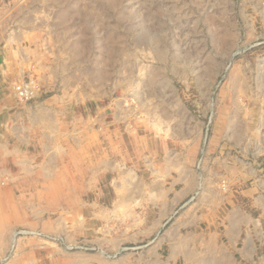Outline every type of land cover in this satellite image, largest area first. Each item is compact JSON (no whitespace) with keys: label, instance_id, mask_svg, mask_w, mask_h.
Returning <instances> with one entry per match:
<instances>
[{"label":"rangeland","instance_id":"obj_1","mask_svg":"<svg viewBox=\"0 0 264 264\" xmlns=\"http://www.w3.org/2000/svg\"><path fill=\"white\" fill-rule=\"evenodd\" d=\"M1 50L0 147L57 146L0 148V264H203L221 194L264 237V0H0Z\"/></svg>","mask_w":264,"mask_h":264},{"label":"crops","instance_id":"obj_2","mask_svg":"<svg viewBox=\"0 0 264 264\" xmlns=\"http://www.w3.org/2000/svg\"><path fill=\"white\" fill-rule=\"evenodd\" d=\"M5 50L7 51L6 47L4 52ZM2 51L3 50L0 52ZM3 64L6 66L7 61L5 60ZM3 85H7V83H3ZM2 92H0V116H6L7 109L10 108V105L12 104L11 99L14 98L17 101V96L14 95L11 90H7L6 86ZM8 95H13L14 97L11 96L8 100ZM1 125H3V123H1ZM74 145L75 144H67L69 149L73 151L71 157L74 158L75 162L79 165V167H77L78 170H75L77 173L83 171L82 165L80 166V164L82 163L84 156H88L87 154L89 152H87L85 148L86 146L98 152L101 159H103L104 155L111 157L109 155H112L113 152L116 151V155L121 154L120 151L118 153V149H116V151L113 149L116 144H107L108 147L106 148V152L104 154L100 147L101 144H80L84 146V148L82 150L80 149L79 152L76 153H74ZM117 145L121 146L120 144ZM56 146L57 144H14L13 141H9L8 144H2L0 148H4L3 153L7 156V160L12 158L15 161L14 164L19 165L24 163V161L18 160L16 162L14 158L15 154L19 156H27L28 158L31 156L47 158L55 156ZM135 151V153H138V149ZM93 152L94 151H92V153ZM4 154L0 157H5ZM123 154V157H125L126 153ZM109 159L112 161V158ZM25 161L29 162V160ZM98 172H100V170H98ZM225 197L228 196H224L223 198L222 194L217 195V201L215 204V207L217 208L216 211L220 212L222 210V206L225 204L231 205L226 207L225 213L223 215L221 214L219 220H217L219 222H216L214 233L207 234V232H204V238H199L196 242L199 245L204 244L205 246L203 264H264V237L263 235V238L257 237V231H255L256 225L254 221V203L252 197L248 198L245 196L247 201L244 203L241 201L240 204L229 203L227 199L225 200ZM172 214L173 212L171 215ZM255 233L256 236L254 235ZM165 242L166 244L171 243L169 240H166Z\"/></svg>","mask_w":264,"mask_h":264},{"label":"built area","instance_id":"obj_3","mask_svg":"<svg viewBox=\"0 0 264 264\" xmlns=\"http://www.w3.org/2000/svg\"><path fill=\"white\" fill-rule=\"evenodd\" d=\"M28 88L26 86L18 87L16 96L19 98V100H24L29 98Z\"/></svg>","mask_w":264,"mask_h":264},{"label":"bare ground","instance_id":"obj_4","mask_svg":"<svg viewBox=\"0 0 264 264\" xmlns=\"http://www.w3.org/2000/svg\"><path fill=\"white\" fill-rule=\"evenodd\" d=\"M12 15V14H11Z\"/></svg>","mask_w":264,"mask_h":264}]
</instances>
